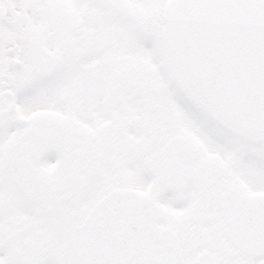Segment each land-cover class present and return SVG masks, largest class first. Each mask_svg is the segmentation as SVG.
<instances>
[{
    "label": "snow or ice",
    "instance_id": "obj_1",
    "mask_svg": "<svg viewBox=\"0 0 264 264\" xmlns=\"http://www.w3.org/2000/svg\"><path fill=\"white\" fill-rule=\"evenodd\" d=\"M0 264H264V0H0Z\"/></svg>",
    "mask_w": 264,
    "mask_h": 264
}]
</instances>
